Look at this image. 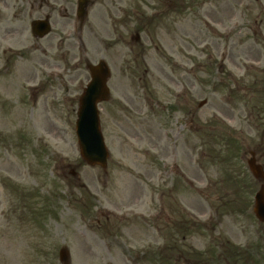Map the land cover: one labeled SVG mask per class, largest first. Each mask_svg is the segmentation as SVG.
Returning <instances> with one entry per match:
<instances>
[{"label":"rangeland","instance_id":"rangeland-1","mask_svg":"<svg viewBox=\"0 0 264 264\" xmlns=\"http://www.w3.org/2000/svg\"><path fill=\"white\" fill-rule=\"evenodd\" d=\"M124 3L126 29L99 26L68 66L51 50L60 69L34 82L30 63L0 67V264H60L61 247L68 264H264L245 208L259 188L246 160H264V0ZM103 54L112 75L133 71L99 105L104 169L74 131L84 61Z\"/></svg>","mask_w":264,"mask_h":264},{"label":"flooded vegetation","instance_id":"flooded-vegetation-1","mask_svg":"<svg viewBox=\"0 0 264 264\" xmlns=\"http://www.w3.org/2000/svg\"><path fill=\"white\" fill-rule=\"evenodd\" d=\"M126 0H0V67L6 77H11L18 72L22 65L27 62L31 64L32 78H39L40 66L47 69L58 70L62 63L60 59L52 58L47 52L55 50L61 53L63 61L68 66L70 45H77L79 49L85 48V41L92 36H98L99 26L108 25L111 34H115L118 26L126 29L119 18L129 16L133 8L128 3L129 10H126ZM130 2V1H129ZM42 26L48 28V33L41 37ZM128 32L127 30H124ZM54 35V41L46 47H42L40 40L48 35ZM137 40L136 35H127ZM112 43L118 45L121 35L116 39L112 36ZM128 39V40H129ZM29 40L31 43L26 44ZM57 42L56 44H54ZM101 42H105L102 39ZM128 50L132 49L128 46ZM106 48L102 45V53ZM53 54V53H51ZM60 56V57H62ZM104 54L99 61H104ZM69 62V63H68ZM87 70L89 61H84ZM115 71L108 74V81L112 78L126 81L131 79L133 71L130 62H124L122 66L114 65ZM69 69V68H68ZM148 71V70H147ZM65 72V68H64ZM69 72V71H68ZM88 72V70H87ZM17 73L15 74V76ZM55 76V75H54ZM38 82L32 85L33 89L38 87ZM249 161L259 165L264 176L263 157H257L252 153ZM248 174L250 173L247 170ZM250 175V174H249ZM255 179L259 188L264 189V178ZM248 208V206H247Z\"/></svg>","mask_w":264,"mask_h":264},{"label":"water","instance_id":"water-1","mask_svg":"<svg viewBox=\"0 0 264 264\" xmlns=\"http://www.w3.org/2000/svg\"><path fill=\"white\" fill-rule=\"evenodd\" d=\"M106 70L102 64L91 68L92 79L79 99V108L75 123V133L81 157L90 165L106 166L107 149L100 131L97 103L107 94L104 85ZM252 173L258 177L259 170L250 164ZM254 211L256 216L264 220V192L255 196ZM61 264H68L69 254L63 247L58 252Z\"/></svg>","mask_w":264,"mask_h":264},{"label":"trees","instance_id":"trees-1","mask_svg":"<svg viewBox=\"0 0 264 264\" xmlns=\"http://www.w3.org/2000/svg\"><path fill=\"white\" fill-rule=\"evenodd\" d=\"M174 247H175V245H174ZM173 248V247H172Z\"/></svg>","mask_w":264,"mask_h":264}]
</instances>
